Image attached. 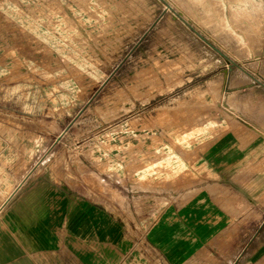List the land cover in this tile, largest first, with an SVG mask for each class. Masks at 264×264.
<instances>
[{
	"label": "rangeland",
	"instance_id": "obj_1",
	"mask_svg": "<svg viewBox=\"0 0 264 264\" xmlns=\"http://www.w3.org/2000/svg\"><path fill=\"white\" fill-rule=\"evenodd\" d=\"M224 151L264 154V0H0V168L136 230Z\"/></svg>",
	"mask_w": 264,
	"mask_h": 264
},
{
	"label": "crops",
	"instance_id": "obj_2",
	"mask_svg": "<svg viewBox=\"0 0 264 264\" xmlns=\"http://www.w3.org/2000/svg\"><path fill=\"white\" fill-rule=\"evenodd\" d=\"M203 161L228 191L171 203L136 230L51 176L0 168V264H264V229L251 214L264 210V154Z\"/></svg>",
	"mask_w": 264,
	"mask_h": 264
}]
</instances>
